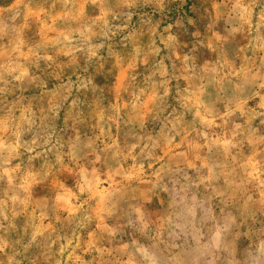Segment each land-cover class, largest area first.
<instances>
[{"label": "clouds", "instance_id": "1", "mask_svg": "<svg viewBox=\"0 0 264 264\" xmlns=\"http://www.w3.org/2000/svg\"><path fill=\"white\" fill-rule=\"evenodd\" d=\"M200 2L0 6V264H264V0Z\"/></svg>", "mask_w": 264, "mask_h": 264}, {"label": "rangeland", "instance_id": "2", "mask_svg": "<svg viewBox=\"0 0 264 264\" xmlns=\"http://www.w3.org/2000/svg\"><path fill=\"white\" fill-rule=\"evenodd\" d=\"M13 2V0H0V6L2 5H9ZM201 6V2L200 0H188V4H187V11L189 15H194L196 10L199 9ZM146 39V38H145ZM180 39L182 41H191V36L190 35H184L183 33L180 34ZM55 80L49 78L48 79V86L49 88L53 87L55 85ZM26 96H33V95H38V91L36 89H30L29 91L25 92ZM5 212H7V209H5ZM14 223L16 224V226L18 228H21L24 226L25 224V217L23 216H19L16 218V220L14 221ZM90 257H85V259H89Z\"/></svg>", "mask_w": 264, "mask_h": 264}]
</instances>
